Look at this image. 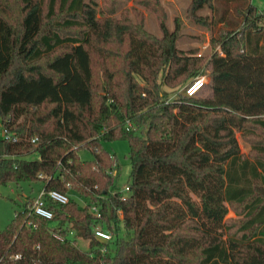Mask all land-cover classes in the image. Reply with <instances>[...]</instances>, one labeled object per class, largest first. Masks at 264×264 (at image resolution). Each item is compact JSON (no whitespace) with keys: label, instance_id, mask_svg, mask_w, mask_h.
Returning <instances> with one entry per match:
<instances>
[{"label":"trees","instance_id":"trees-1","mask_svg":"<svg viewBox=\"0 0 264 264\" xmlns=\"http://www.w3.org/2000/svg\"><path fill=\"white\" fill-rule=\"evenodd\" d=\"M132 2L162 37L134 6L116 15V0H0V185L41 180L68 196L46 202L51 219L28 198L0 228V264H264L263 13L190 0L195 22L218 24L198 56L176 47L160 1ZM205 69V92L169 98ZM117 139L128 194L103 145Z\"/></svg>","mask_w":264,"mask_h":264},{"label":"rangeland","instance_id":"rangeland-1","mask_svg":"<svg viewBox=\"0 0 264 264\" xmlns=\"http://www.w3.org/2000/svg\"><path fill=\"white\" fill-rule=\"evenodd\" d=\"M100 2V0H95ZM160 1L163 9L165 11L166 26L169 31H175L176 42L175 45L180 50H194L197 55H210L211 50V37L215 35L216 28L218 24H212L211 27L206 26L201 23H197L189 15L188 6L190 0H158ZM254 5L258 8V11L262 12L264 15V0H252ZM118 15L123 9H129L135 7L142 14L143 27L145 31L156 37H162L161 30L159 28L158 19L155 14L142 6L135 5L132 0H116ZM198 14L202 17L211 21V13L207 7H204L198 11ZM132 17V13L130 12ZM203 76L206 80L205 85L209 82V70L205 69L199 74ZM198 76V77H199ZM206 86H203L197 94L206 91ZM184 85L178 90H172L166 87L165 90L169 91V98H175L177 95L184 94ZM238 147L241 153H244L249 157V144L242 138L238 131H235ZM104 147L115 157L119 163V175L116 181L117 187H120L124 194L129 193L127 187L128 177L130 174V162L128 157L129 144L125 139H117L115 141H104ZM78 155L82 159L92 158V154L85 148L80 149ZM31 157H37L36 154L31 155ZM260 165H264L260 162ZM114 171V170H113ZM116 171H114L115 173ZM43 187V181L36 180L34 182H19L17 184L9 182L5 185H0V228H4L8 225L10 220L13 218L14 212L20 209L22 204L28 198H34L40 192ZM71 195L79 205L85 206L87 199L80 197L78 195ZM93 211V210H92ZM226 217H235L233 211H229ZM79 243H81L79 241Z\"/></svg>","mask_w":264,"mask_h":264},{"label":"built area","instance_id":"built-area-1","mask_svg":"<svg viewBox=\"0 0 264 264\" xmlns=\"http://www.w3.org/2000/svg\"><path fill=\"white\" fill-rule=\"evenodd\" d=\"M205 78L203 76H199L194 78L190 83H188L184 87V94L187 96H193L197 92L200 91V89L205 86ZM54 201L59 204H65L68 201V196L66 194H63L57 190H51V191H46L45 189L40 190L37 196H34L30 206V212L33 215H38L41 216L45 219H51L52 218V211L46 206L47 201ZM93 212H96V208H92ZM95 236H97L100 239L104 240H109L110 238V233L107 232L104 229L96 228L94 230ZM54 236L60 239V235L57 233H54ZM15 259H19L20 255H15Z\"/></svg>","mask_w":264,"mask_h":264},{"label":"water","instance_id":"water-1","mask_svg":"<svg viewBox=\"0 0 264 264\" xmlns=\"http://www.w3.org/2000/svg\"><path fill=\"white\" fill-rule=\"evenodd\" d=\"M101 241H104V239H103V240H101Z\"/></svg>","mask_w":264,"mask_h":264}]
</instances>
